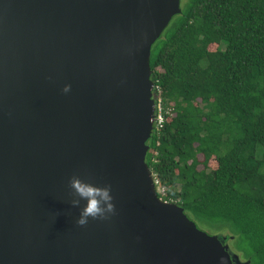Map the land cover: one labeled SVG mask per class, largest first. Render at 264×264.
Returning <instances> with one entry per match:
<instances>
[{
	"label": "water",
	"instance_id": "1",
	"mask_svg": "<svg viewBox=\"0 0 264 264\" xmlns=\"http://www.w3.org/2000/svg\"><path fill=\"white\" fill-rule=\"evenodd\" d=\"M182 11L0 0V264H242L224 235L160 200L147 163L152 48ZM74 174L110 185L115 214L78 226Z\"/></svg>",
	"mask_w": 264,
	"mask_h": 264
},
{
	"label": "trees",
	"instance_id": "2",
	"mask_svg": "<svg viewBox=\"0 0 264 264\" xmlns=\"http://www.w3.org/2000/svg\"><path fill=\"white\" fill-rule=\"evenodd\" d=\"M182 10L152 48L164 121L147 163L161 197L224 235L242 264H264V0Z\"/></svg>",
	"mask_w": 264,
	"mask_h": 264
},
{
	"label": "clouds",
	"instance_id": "3",
	"mask_svg": "<svg viewBox=\"0 0 264 264\" xmlns=\"http://www.w3.org/2000/svg\"><path fill=\"white\" fill-rule=\"evenodd\" d=\"M154 89L153 99L157 105V101L154 97ZM69 90L70 86L66 85L64 91L68 92ZM153 176L160 200L172 203L160 196L161 190L159 189L158 181L154 174ZM68 187L71 190L72 196L75 197L71 200V204L73 207L79 209V215L76 219V224L78 226L83 227L87 225L90 219L101 221L107 220L111 215L115 214V205L113 203L110 185L99 186L92 182L85 181L81 179L79 175L74 174L68 179Z\"/></svg>",
	"mask_w": 264,
	"mask_h": 264
},
{
	"label": "rangeland",
	"instance_id": "4",
	"mask_svg": "<svg viewBox=\"0 0 264 264\" xmlns=\"http://www.w3.org/2000/svg\"><path fill=\"white\" fill-rule=\"evenodd\" d=\"M187 1L188 0H181V6H182V8H184V6H185V4L187 3ZM216 49V47L215 46H212L211 47V50L212 51H214ZM217 168V164H216V162L213 160V161H211L210 162V169L211 170H214V169H216ZM200 169H202L201 167H200ZM200 226V228H201V230L202 231H205V232H209V233H211V235H219V234H216V233H212V232H210L209 231V229H207V228H205V227H203L202 225H199Z\"/></svg>",
	"mask_w": 264,
	"mask_h": 264
},
{
	"label": "built area",
	"instance_id": "5",
	"mask_svg": "<svg viewBox=\"0 0 264 264\" xmlns=\"http://www.w3.org/2000/svg\"><path fill=\"white\" fill-rule=\"evenodd\" d=\"M156 108H157V111H156L157 120H156L155 128H160L163 124V121H164L160 99L157 102Z\"/></svg>",
	"mask_w": 264,
	"mask_h": 264
}]
</instances>
